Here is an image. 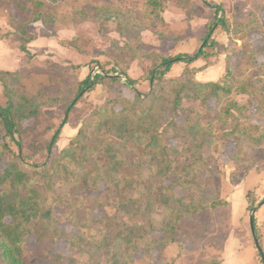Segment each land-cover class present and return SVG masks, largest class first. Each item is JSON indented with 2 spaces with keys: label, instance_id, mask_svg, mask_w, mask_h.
Segmentation results:
<instances>
[{
  "label": "trees",
  "instance_id": "1",
  "mask_svg": "<svg viewBox=\"0 0 264 264\" xmlns=\"http://www.w3.org/2000/svg\"><path fill=\"white\" fill-rule=\"evenodd\" d=\"M170 1L193 15L188 5L194 0H144L140 10L113 4L76 10L74 19H93L103 35L108 32L106 23L113 21L120 39L111 40L107 53L112 72L80 79L81 65L71 64L73 74H59L73 77L67 78L66 92L71 94L67 98L60 97V88L52 93L41 86L30 92L23 86L25 71L0 69L4 97L0 101V264H30L26 260L29 238L34 239L37 258L49 264L76 263L73 257L54 251L63 239L72 249L85 252L91 264L102 262V255L107 264H137L143 255L189 238L191 225L201 215L229 204L213 176L207 175L211 165L206 152L216 144L219 131L221 139L235 145L234 157L244 165L264 144V64L259 63L264 36L261 43L248 39L247 33L243 36L262 27V8H251L247 16L239 13L232 21L225 17L219 24L208 22L205 39L222 26L230 45L219 46L228 59L224 76L201 82L196 74L218 62L213 55L202 67L191 66L208 57L204 45L194 54H165L144 45L142 32L155 23L165 24L163 13ZM29 2L0 0L12 29L0 37L12 34L19 48L32 56L27 45L37 38L35 23L44 27L41 36L56 35L52 30L56 0ZM80 42L75 37L61 40L90 55L89 40ZM142 58L151 62L150 90L142 93L134 88L132 94L120 91L107 98L84 119L68 146L57 151L61 130L77 103L97 84L117 82L118 87L119 75L126 76L130 86L136 84L128 70ZM179 62L185 63L182 73L170 75ZM235 95L251 98L240 104ZM187 99L199 101L201 108H185ZM57 102L63 104L64 119L46 146L47 159L30 162L20 139L29 130L25 121L37 118L46 104ZM252 195L247 192L250 207ZM57 206L75 232L59 227ZM108 207L112 213L96 214ZM206 264L221 263L213 259Z\"/></svg>",
  "mask_w": 264,
  "mask_h": 264
},
{
  "label": "rangeland",
  "instance_id": "2",
  "mask_svg": "<svg viewBox=\"0 0 264 264\" xmlns=\"http://www.w3.org/2000/svg\"><path fill=\"white\" fill-rule=\"evenodd\" d=\"M24 4H30L29 0H22ZM205 0H194V3H189L188 6L192 9L193 14L203 10V2ZM209 21L211 23L219 24L221 18H229V20L236 19L238 14L247 16L251 8L261 7V23L262 27L254 29L250 32L246 31L248 39L257 43L262 42L264 36V0H209ZM144 0H56L53 6L56 11L55 23L52 25V30L72 26L75 31L73 38L78 39L80 44L81 40L86 38L89 40L86 48L89 51L90 58L88 65L92 71L97 68L102 73L112 72V60L107 55L109 46L112 39H120L116 30V24L111 21L107 22L105 27L108 29L107 35L100 34L98 31V24L93 20L81 21L74 19L73 14L76 10H91L93 5L99 4H113L119 5L124 8L133 10H140L143 6ZM169 3L176 6L175 1ZM168 3V4H169ZM167 4V7H168ZM222 6L223 9H218ZM177 7V6H176ZM221 8V7H220ZM167 9V8H166ZM8 18V11L6 6L0 5V19ZM28 18V17H27ZM234 19V20H235ZM208 21V22H209ZM208 24V23H207ZM216 24V25H217ZM223 27H219L214 35L206 38L207 29L203 32L197 48L196 53L203 45L206 47L204 52L208 55L205 61L209 58H214L213 55L218 57L219 61H224L225 71L227 65L226 54L221 53L222 49L220 44L224 46L230 45V38ZM44 29L40 22L34 24V32L40 33ZM1 34V33H0ZM57 36V34H56ZM53 37V36H50ZM72 38V39H73ZM241 40L239 41V43ZM37 51H41L39 58H32L30 54H26L23 65H26L28 59H32L34 73L37 74L35 79H30L23 86L30 92L36 93L41 86L50 88V92H56L61 89L60 97H69L71 94L67 93L69 82L68 79L73 77L66 76L60 78L59 74L68 71L70 74L74 71L71 70L70 63L55 57L53 48L48 45L43 49V46L38 44ZM43 50V51H42ZM77 52V51H76ZM182 53V52H180ZM77 54H80L77 52ZM168 54V53H165ZM178 54V53H175ZM82 55V54H80ZM84 56V55H83ZM87 56V55H86ZM96 57H101L102 60ZM85 60V57H82ZM149 60V59H148ZM259 63L264 64V53L259 57ZM76 64V63H75ZM185 65L174 69V75L182 72ZM151 67L149 60V68L145 71V75L141 77L146 81V85L139 90L146 93L150 90L149 74L147 71ZM106 71V72H105ZM223 73V76L225 74ZM79 76V75H78ZM27 77V76H26ZM120 84L117 87L115 84L107 82L97 84L96 87L89 91L84 98L79 101L76 107L70 112L67 123V128L78 129L96 108L103 105L107 98L117 96L118 92L128 94L134 93L136 84H129L127 77L119 75ZM221 78V77H220ZM41 80V81H40ZM138 82V80H137ZM99 85V86H98ZM235 98L240 104H245L251 98L249 95H235ZM256 101V100H254ZM185 108L196 107L201 108L202 104L199 101L187 99L184 101ZM185 111H183L184 113ZM64 119V107L61 102L55 105H48L42 107V111L37 118L25 121V125L29 130L20 138L23 142V152L30 162L43 163L47 159L48 151L47 144L51 139L53 133L59 128ZM72 128V129H73ZM78 132V131H77ZM61 130L60 138L56 143V150L60 151L62 148L68 146L70 140L74 135H62ZM218 139L216 144L206 152V157L211 165V170L207 175H212L218 183L220 194L223 200L229 202L227 206L212 210L205 213L198 218L197 223H193L190 228V236L187 239L179 240L171 243L165 247L163 251L155 250L149 256H142L137 264H206L209 260H218L221 264H264L263 259L255 244L253 231L250 226V217H255V233L264 251V144L261 145L255 152L252 159L247 165L242 164L237 158L234 157L235 145L226 143L220 138L222 132H217ZM13 149L19 152L17 145L11 142ZM38 146V147H37ZM104 184L100 190L104 189ZM252 191V199L254 205L250 207L247 198V192ZM97 195V193L95 194ZM113 209L108 207L98 210L97 215L103 213H112ZM56 213L59 217V227L65 232H75L76 228L71 222L68 221L67 215L64 214L59 206L56 207ZM195 229L199 230L196 232ZM35 242L33 238H29V248L26 251V260L30 264H49L44 259L37 258L35 251ZM54 251L59 252L65 256L73 257L76 260L75 264H91L85 252L78 249H72L68 242L64 239L57 242L54 246ZM102 262L97 264H107L106 255H102ZM93 264V263H92Z\"/></svg>",
  "mask_w": 264,
  "mask_h": 264
},
{
  "label": "crops",
  "instance_id": "3",
  "mask_svg": "<svg viewBox=\"0 0 264 264\" xmlns=\"http://www.w3.org/2000/svg\"><path fill=\"white\" fill-rule=\"evenodd\" d=\"M203 4V10L199 11L201 13H198V11H196L191 17H189L179 7L173 6V4L169 3L167 9L163 13L165 24L162 25L160 23H155L151 28L146 29L142 32L145 47L150 51H157L160 53L168 54L194 52L203 32L207 28V23L210 18L208 15V10L211 6L210 1L205 0ZM7 21L8 18L0 19L1 34H6L12 30ZM35 33L37 35V38L27 45V49L33 55L32 58H39V54L42 53L41 51L36 50L38 44L42 45L43 49L47 48L48 45H51L53 48L52 53L54 54L53 58L57 57L67 62V64L69 61L70 63L81 65L79 70L80 79H84L91 73L92 67L90 68L88 65V61L90 59L88 55L83 56L77 54L75 48L61 43V40H71L75 35V31L72 29V26L59 28L56 33L57 36L55 35L53 37H45L41 36L40 33ZM26 54V52L22 51L19 48V43L12 34L6 35L2 38L0 37V69L8 71H25L27 77L24 81V85H26V82L30 81V79H35V77L38 76L33 72L34 69L31 68L33 65H36L31 62L32 59H28L26 61V65H23ZM82 57H85V60ZM96 58L102 60L101 57ZM205 63L206 61L203 58H199L194 61L191 66L199 68L205 65ZM183 65H185V63L183 62L174 64L170 71V75L176 76L173 74L174 69ZM148 68L149 60L147 58L136 59L131 63L129 67L128 76L132 79L138 80V82L136 83V88L138 90H141V87L146 85V81H143L141 77L144 76L145 71ZM224 71L225 63L224 61H219V63H215L199 71L196 74V79L201 82L216 81L223 76ZM3 100V87L0 83V101ZM68 126L69 124L66 123L62 128L63 137L64 135H74L78 131V129H74L73 127V129H69L67 128Z\"/></svg>",
  "mask_w": 264,
  "mask_h": 264
},
{
  "label": "water",
  "instance_id": "4",
  "mask_svg": "<svg viewBox=\"0 0 264 264\" xmlns=\"http://www.w3.org/2000/svg\"><path fill=\"white\" fill-rule=\"evenodd\" d=\"M250 226H251V229L253 231V236H254L255 244H256L257 249L260 252L261 257H262L263 262H264V251H263V248H262V246H261V244L259 242V239L257 238V235L255 233V220H254V217L253 216L250 217Z\"/></svg>",
  "mask_w": 264,
  "mask_h": 264
},
{
  "label": "built area",
  "instance_id": "5",
  "mask_svg": "<svg viewBox=\"0 0 264 264\" xmlns=\"http://www.w3.org/2000/svg\"><path fill=\"white\" fill-rule=\"evenodd\" d=\"M100 73H102L101 70H100L99 68H97V69H95V70L93 71L92 76H94V75H96V74H100Z\"/></svg>",
  "mask_w": 264,
  "mask_h": 264
}]
</instances>
